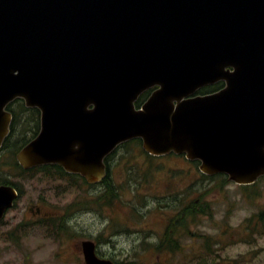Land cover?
Masks as SVG:
<instances>
[{
    "label": "water",
    "instance_id": "water-1",
    "mask_svg": "<svg viewBox=\"0 0 264 264\" xmlns=\"http://www.w3.org/2000/svg\"><path fill=\"white\" fill-rule=\"evenodd\" d=\"M17 98L42 113L17 155L24 169L59 165L96 184L106 158L141 139L151 155L186 154L207 175L253 184L264 176V0H0V147ZM16 198L0 187V219ZM82 246L86 264H114Z\"/></svg>",
    "mask_w": 264,
    "mask_h": 264
},
{
    "label": "rangeland",
    "instance_id": "rangeland-1",
    "mask_svg": "<svg viewBox=\"0 0 264 264\" xmlns=\"http://www.w3.org/2000/svg\"><path fill=\"white\" fill-rule=\"evenodd\" d=\"M15 109L17 126L0 150V185L18 183L25 197L0 222V264H85L88 239L117 264H264V178L239 186L227 176H205L182 154L150 159L137 143L109 162L110 187L108 177L88 185L77 176L61 179L57 170L24 172L16 154L38 127L36 114ZM28 207H40L44 218ZM23 214L31 219L21 222ZM62 216L69 232L60 239L40 224Z\"/></svg>",
    "mask_w": 264,
    "mask_h": 264
},
{
    "label": "trees",
    "instance_id": "trees-1",
    "mask_svg": "<svg viewBox=\"0 0 264 264\" xmlns=\"http://www.w3.org/2000/svg\"><path fill=\"white\" fill-rule=\"evenodd\" d=\"M223 86H224V84L223 83H219V84H217V85H215V86H213V87H209V88H206V89H204V90H202L201 91V93L202 94H206V93H213V92H216V91H219L220 89H222L223 88ZM149 95H150V91L149 92H147V93H145L142 97H141V99L139 100V102H138V106H140L148 97H149ZM16 105H19L20 107H22L23 109H25L26 107H25V105H24V103L21 101V102H17L16 104H14V106L13 107H11L10 108V110L13 112V114H14V123H13V129L17 126V123H18V112H17V110L15 109V106ZM34 114L36 113V112H34V111H32ZM32 112H30V113H32ZM30 113H28V114H30ZM38 124V123H37ZM36 124V125H37ZM29 141H26L21 147H23L25 144H27ZM134 143H137V145H135V146H137L139 149H140V151L143 153V154H145L146 156H148V157H150L149 155H147L144 151H143V149H142V142L140 141V140H137V141H133V142H130V143H127V144H124V145H122L120 148H123V147H127L128 145H134ZM119 150V149H118ZM115 153L116 152H114V154H112L109 158H108V160H107V163H108V179L105 181V184H107V186H111V184H110V182L108 181V180H111L110 178H111V174H112V169H111V165H110V161L114 158V156H115ZM19 165H17V167H18ZM41 170H43V171H45V172H48L49 170H57V174H58V176H59V178H64L65 180H67L68 178H72V177H74L73 175H69V174H67V173H65V171H63V169H61L60 167H54V166H46V167H42V168H40ZM64 173V174H63ZM71 180H73L74 182H75V180L74 179H71ZM71 180H70V182H71ZM83 180V179H82ZM68 181V180H67ZM69 182V184H71ZM83 182L84 183H86V181L85 180H83ZM3 183H11V181L10 180H5ZM16 185V184H15ZM107 195H109V189H107L106 191H105V193L103 194V196H107ZM101 198H103V197H101ZM202 212V210L199 208V207H197V213H201ZM180 213H181V215H180V217H182L184 214H187L188 213V211H187V207L183 210V211H180ZM260 217V219L262 218V219H264V210L260 213V215H259ZM179 217V218H180ZM178 218V216L176 217V219H175V221L176 220H178L179 219Z\"/></svg>",
    "mask_w": 264,
    "mask_h": 264
},
{
    "label": "flooded vegetation",
    "instance_id": "flooded-vegetation-1",
    "mask_svg": "<svg viewBox=\"0 0 264 264\" xmlns=\"http://www.w3.org/2000/svg\"><path fill=\"white\" fill-rule=\"evenodd\" d=\"M39 112V111H38ZM35 118H36V122L37 123H39L40 122V124H41V113L39 114H36L35 115ZM17 190H18V192H19V199H18V201H20L21 199H24V197H25V192H24V190L22 189V188H20V187H18L17 188ZM18 201L15 203V207L12 209V210H15V209H18ZM17 206V207H16ZM27 211H29V212H33L34 214H35V216H36V218H40V219H42V218H44V217H42V211H41V208L40 207H36V210H33V208L32 207H28V209H27ZM9 213V212H8ZM29 219H31L30 217H27L25 214H23V218H22V221L21 222H25L26 220H29ZM35 219V218H34ZM64 225V224H63ZM63 231H65V227L64 226H62V228H60L59 229V233H62Z\"/></svg>",
    "mask_w": 264,
    "mask_h": 264
},
{
    "label": "bare ground",
    "instance_id": "bare-ground-1",
    "mask_svg": "<svg viewBox=\"0 0 264 264\" xmlns=\"http://www.w3.org/2000/svg\"><path fill=\"white\" fill-rule=\"evenodd\" d=\"M25 110V109H24ZM33 117V116H32ZM64 174V173H63Z\"/></svg>",
    "mask_w": 264,
    "mask_h": 264
}]
</instances>
